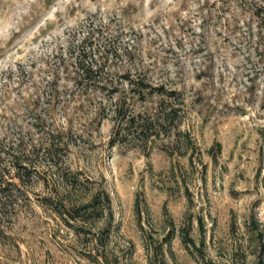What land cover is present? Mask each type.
<instances>
[{
    "label": "rangeland",
    "instance_id": "rangeland-1",
    "mask_svg": "<svg viewBox=\"0 0 264 264\" xmlns=\"http://www.w3.org/2000/svg\"><path fill=\"white\" fill-rule=\"evenodd\" d=\"M92 32L127 47L118 74L136 67L177 92L163 97L178 109L166 132L118 137L95 110L102 90L65 109L37 97L56 73L69 83L60 52ZM39 111L67 144L52 159L26 153L40 173L26 184L0 148L5 179L24 190L1 220L0 264H264V0H0V138L18 126L39 138ZM58 159L107 191L110 215L70 226L41 204Z\"/></svg>",
    "mask_w": 264,
    "mask_h": 264
},
{
    "label": "trees",
    "instance_id": "trees-1",
    "mask_svg": "<svg viewBox=\"0 0 264 264\" xmlns=\"http://www.w3.org/2000/svg\"><path fill=\"white\" fill-rule=\"evenodd\" d=\"M110 41H113L110 36L101 33L100 37L96 38L92 32L83 37L77 45L70 44L65 53L60 52V59L57 63L59 68L61 67L60 71L64 73L62 77L69 82L67 84H70V90L66 83L58 85L57 79L60 78V74L56 73L45 85L48 90H41L37 97L45 96L43 103L48 106L53 104V101L61 102L65 109L71 101L74 103L78 101L76 97L81 95L80 91L86 94L89 89L102 90L106 101L105 103L99 101L95 105V110L101 118L109 116L111 112L110 116L116 120L115 130L118 137L120 135L122 138L130 134L147 141L155 133L166 132V129L174 123L178 109L169 103H164L163 97L175 99L177 92L166 88L163 83H154L151 76L136 67L127 66L118 74L117 69H112L113 63L111 62L129 54V51L127 47L122 49L113 45L114 43L111 45ZM118 77L124 80L126 88L120 89L117 83H114ZM153 97L159 98L158 110L148 113L143 107L136 111L135 102L146 103ZM112 99H115L113 107ZM79 100H81L80 105H75L77 107L85 105L86 101L91 102L90 98L86 97ZM106 107L109 111L105 110ZM42 116L39 111L34 115L32 123L40 134L39 138L30 137V128L23 132L22 126H18L14 133L7 129L5 136L0 138V148L11 155L13 177L22 184L30 183L33 178L40 177V173L36 171L35 161L27 154L37 153L41 149L45 151L43 154L47 158L52 159L57 155L61 156L67 144L60 131L50 128L48 126L51 125L50 123L46 126L43 124ZM10 135L14 137H9ZM7 137L9 139H5ZM53 164L58 185H55L54 195L41 197L43 206L49 208L70 226L72 221L87 222L100 219L105 213L110 215V197L105 189L96 188L90 191L87 185L79 179L77 171L62 167L60 159L53 161ZM3 166L0 164V227L3 226L1 221L3 216L15 208L24 193L19 183L5 179L8 171H5ZM41 178L46 179V176L41 174ZM74 192L78 194L83 192L85 195L76 198L73 196ZM184 242H188L186 237H184Z\"/></svg>",
    "mask_w": 264,
    "mask_h": 264
}]
</instances>
